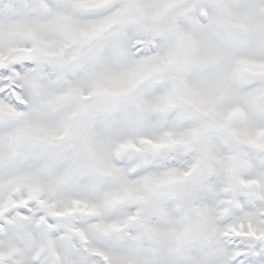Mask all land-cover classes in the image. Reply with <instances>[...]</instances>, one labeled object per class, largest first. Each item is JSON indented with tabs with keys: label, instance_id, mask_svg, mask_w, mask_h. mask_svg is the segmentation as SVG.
Returning a JSON list of instances; mask_svg holds the SVG:
<instances>
[{
	"label": "snow or ice",
	"instance_id": "6c2138e0",
	"mask_svg": "<svg viewBox=\"0 0 264 264\" xmlns=\"http://www.w3.org/2000/svg\"><path fill=\"white\" fill-rule=\"evenodd\" d=\"M0 264H264V0H0Z\"/></svg>",
	"mask_w": 264,
	"mask_h": 264
}]
</instances>
